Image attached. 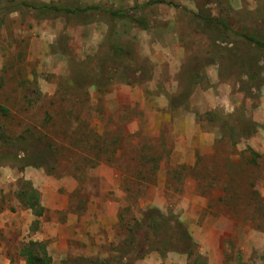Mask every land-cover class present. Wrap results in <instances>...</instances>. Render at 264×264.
Listing matches in <instances>:
<instances>
[{
    "label": "rangeland",
    "instance_id": "obj_1",
    "mask_svg": "<svg viewBox=\"0 0 264 264\" xmlns=\"http://www.w3.org/2000/svg\"><path fill=\"white\" fill-rule=\"evenodd\" d=\"M35 1L148 27L0 11V264H264V0Z\"/></svg>",
    "mask_w": 264,
    "mask_h": 264
},
{
    "label": "trees",
    "instance_id": "obj_2",
    "mask_svg": "<svg viewBox=\"0 0 264 264\" xmlns=\"http://www.w3.org/2000/svg\"><path fill=\"white\" fill-rule=\"evenodd\" d=\"M6 1V3H0V11L5 10L7 12H14L17 10H26L28 12L34 13V15L44 17L51 15H63L66 17H72L75 20L82 21L80 17L90 16L95 13L105 14L111 20H121V19H129L134 22L136 25L147 28L148 23L142 17L135 15L136 7L130 8H104L97 4H83V5H63L55 2H37L35 0H10ZM165 0H149L147 4L152 5L155 3H164ZM86 19V18H85ZM87 20H83L87 22ZM219 23V20L217 19ZM240 35L245 38L247 41L256 44L257 46L263 47L264 41L255 37L252 34L240 33ZM0 111L4 114L7 113V109L4 107H0ZM17 140H23L22 137H19ZM17 197L20 203L29 208L34 215V220L32 223V230H37L39 218L43 214V207L40 204L39 198L37 196V191L33 189H28L24 191H20L17 193ZM46 245L42 241H34L30 240L26 244H24L20 249V254L25 257L27 264H50L51 257L48 255L46 251Z\"/></svg>",
    "mask_w": 264,
    "mask_h": 264
},
{
    "label": "crops",
    "instance_id": "obj_3",
    "mask_svg": "<svg viewBox=\"0 0 264 264\" xmlns=\"http://www.w3.org/2000/svg\"><path fill=\"white\" fill-rule=\"evenodd\" d=\"M38 230V229H37ZM33 231H36V230H33ZM30 240H34V241H41V240H38V239H30Z\"/></svg>",
    "mask_w": 264,
    "mask_h": 264
}]
</instances>
